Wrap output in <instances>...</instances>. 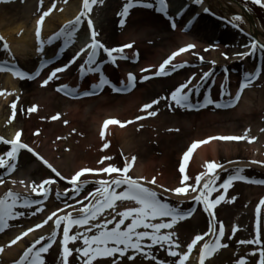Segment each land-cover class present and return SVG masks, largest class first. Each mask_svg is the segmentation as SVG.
I'll list each match as a JSON object with an SVG mask.
<instances>
[{
    "label": "bare ground",
    "instance_id": "bare-ground-1",
    "mask_svg": "<svg viewBox=\"0 0 264 264\" xmlns=\"http://www.w3.org/2000/svg\"><path fill=\"white\" fill-rule=\"evenodd\" d=\"M33 3H36V0H0V35L4 37V40L7 42L11 52L15 53L16 55H20V57L27 58V60L22 59L20 62L25 65L23 66V69L31 75H34L35 72L39 70V68L35 65V62L33 63L32 58L34 55H32V49L34 48V44L38 41L35 33L37 30L38 16L41 12L40 11L39 14L37 13L38 15L35 13L36 17H32V10L26 11L31 9L29 5H32ZM126 3L127 0H107L108 7L107 9H103L102 4L97 2L95 7H101L103 10H93V16L97 18L96 21L98 24L96 31L99 33L98 37L102 39L101 41L110 44L112 47H118L117 44L122 43L137 44L136 48L130 49V51L126 53V56L129 59L128 63H125L126 59H120V66H114L112 63L110 65L104 64V68L102 70L104 75L110 81H118V83L122 85L123 83L127 82V75L129 73L135 74L136 71L142 79L145 76H151L154 73L144 74L145 71L143 70L155 68L156 72L159 65L163 63V61L167 59L174 51H177L179 48L184 47L189 43L196 45L197 52L202 51L203 49L202 53L205 56H210L213 58V60H206V57L201 60L192 56L191 53L185 52L176 57V61L189 65L181 74L179 73L174 75V77H166L163 79H153L154 81L146 83V85L142 86L141 89L140 87H137L131 94L127 96L112 97L108 95V92L102 91V89H96V94L93 95L96 97L95 99L86 98L80 102L72 103L66 102L64 99H61L55 94H53L55 95V100H51L52 98H50V93L52 94L53 91H48L45 93L42 90V81L43 79L47 78L44 77V74L34 83L32 81L34 79H22L19 83L18 77L14 76L11 72H4L5 77L2 80L0 92L5 90L8 91V87H11V89H16L18 85L22 87L25 92L23 91L18 98L20 108L15 124H10L9 119H4V111L6 107H4L3 111L1 112L2 105L9 103L10 97L6 96L4 99H2L3 97L0 98V116H2L0 117L2 122L0 123V134L3 136H9L13 139L17 131L21 132L22 142H25L30 146L36 141L35 138H30V131L34 127L33 119H35L34 112L30 111V109L35 106L36 102L41 106H47L48 113L51 115L49 116L50 118L59 116L58 119H52V134L47 136V139L53 136L52 139H58L59 143L60 141L63 143L64 140H67L69 141L67 146L70 144L72 150L70 153H65L62 158L64 160L61 161L54 159L56 157L55 153H46V151L43 152L48 156L49 159L56 162L54 163L51 161L55 164L54 167L60 171L63 176H65V173L69 172V170L76 171L78 169L91 168L88 167L87 163L94 158V154L99 148L97 143L100 141L99 133H101V127L104 121L110 119L119 121L120 118L128 116L130 117L128 119L132 121V123H130V128L126 130H119V124H112L109 134L113 135L115 133L116 139L120 141V144L124 150L130 154L134 151L133 145L138 146L141 143L142 151L147 148L146 150H148V155L146 154L144 157L140 156L138 160L135 159L130 171V175L133 177H147L148 179H151L153 176H155L157 178L158 184L167 188H175L180 186V173L169 172V170L165 169L162 170L161 167H164L166 161L161 160L160 157L155 156V153L150 152L149 150L151 141L153 143H157L161 138L163 139V142L166 140L164 137H168V135L159 136V131L156 129H147L148 127H146L142 121H133L136 115L135 112L141 107V105L143 106L155 100L153 99L155 96H169L171 92L169 89L170 87L185 83L192 77H195V79L192 80V85H190V87L193 88L192 101L195 98L197 102H199L203 93H206V95L209 96L208 98L214 101H221L220 99L222 98L224 101H226L228 96L224 95L223 91L227 89L226 91L232 93V96L234 97L235 93L238 91V82L243 80L247 73L254 71L256 61L250 58V56L244 58L237 55L240 53L241 48L246 42L244 37H236L233 30H228L227 27H224V30H221V23L205 19L204 15L202 16V13H199L201 16L197 17L195 16V12L189 10L190 8L173 12V19L177 25L175 29L171 27V23H169V25L168 23L165 25L164 22L161 21V17L157 16L156 14L149 11L143 12L137 10H135V13H143L145 15L141 19L138 18L134 19V22H129L134 16L133 15L131 18H129V21L124 24V26H121L120 21L123 18L120 16V13L122 12L123 6ZM24 4L29 5L24 6ZM68 7L70 9L69 11H71L70 15L65 14L63 5H60L58 6L59 10L57 13L53 17L46 19L43 25L42 35L45 40L57 33V25H55L56 21H58L59 25L64 26L70 20H74L76 16L79 15V11L77 12L76 10L83 9V0H72ZM233 7H235V10H238L240 16L244 18L246 17V12L239 6L233 4ZM205 8L206 6H203L200 9L204 10ZM60 13H62V17H56ZM231 13L234 12L231 11ZM248 29L252 34V41L256 40L263 43V35L261 33L260 26L257 24L255 19L254 22H249ZM115 38L116 40L118 39L116 42L114 41ZM147 38L150 39L151 42L154 41L155 45H150V47L147 45L145 46L143 44V39ZM230 40L231 47L226 44V41ZM220 41L224 42L220 43ZM210 42L213 43V45H217V48L214 50L212 48H208L209 52L206 53L204 50L207 48V45ZM49 46L51 47V59L56 57H64V54L62 51H60L61 47H63L62 41H57L56 44ZM138 52L142 54L141 58L137 56ZM221 58L226 59V61L222 60ZM11 59L14 60L10 62L18 64V61H16L18 59ZM213 62L217 64V68H214V65H212ZM68 70L70 72L74 71V77L77 76L76 81L71 84L72 86L66 84L71 86L68 88H70L69 91H72L73 94L76 93L83 95L85 91H93L92 86L98 83L99 73L82 76L79 71V65L71 66ZM201 70H206V72L201 75ZM262 72L264 73V68L261 73ZM206 73H210V75H208L206 78L207 82L211 80L212 75L218 76V78L215 79L216 86L215 90L213 91L208 90L210 82H202L205 80ZM197 84H201L198 92L194 88V86ZM103 89H105V87H103ZM197 93H199V96H195ZM3 96L5 95L3 94ZM169 103L170 101L161 100L159 104L154 105L153 110L157 111L158 115L155 116L156 120H152V123L155 125L160 124L161 128L164 125L172 124L173 126L177 125L185 128V130L193 131V133H190L189 136H187L188 138L190 137L188 140L185 138L186 144H188V146L194 141L206 140L208 137L244 136L248 134L249 138H256L251 143H247L245 140L223 141L219 139H211L207 140V142L204 144L198 145V147L192 153L190 160L186 164V174L191 178L187 183L194 184L195 177L204 171V164L205 162L209 161H214L224 165L223 169L218 170L219 172L222 171V175L217 181V186L227 179L229 175L234 174L235 169L238 167H243L245 169L243 173L245 176L250 174L249 172L251 170L264 172V164L251 163L253 160L264 161V136L260 135L258 132V129L262 126L258 121L253 120L254 114L257 113V110L264 106V90L259 93H255L254 91H246V93H243L241 96L237 108L227 112L216 111L214 114V110L211 109L209 104L208 109L205 108L198 114H188L185 113V110H181V108H177L175 106L169 107ZM209 111L211 113H209ZM196 114L197 116H200V118H194ZM4 123H8V131L1 130ZM147 123L150 124V121ZM36 127L37 128H35V130L41 127L42 131H45V134L47 135V131L43 124H37ZM5 132H7V134ZM75 135L76 138L73 137ZM144 135H146L147 139L145 138V143H142L139 140V137L142 136L143 139L145 137ZM172 136L173 135L170 137ZM181 139L182 138L179 135L172 138L173 141H180ZM110 141V143L114 141L113 137ZM91 142L94 144L92 145ZM247 145H250L249 148ZM86 146H90V154L85 152ZM181 146L182 145L172 146L168 149L165 147L166 149L163 151V155L169 156L170 152H172V148H175L176 150L180 149ZM57 147L59 146H56V148ZM63 147V145H60V148ZM247 150H251V153L248 154ZM4 151H6V148L0 147V153ZM176 152L180 154L182 151ZM184 152L185 150L183 153ZM183 153L180 155L182 156ZM104 154L112 157L115 156L113 147L112 149L106 150ZM164 156L163 158H165ZM232 156L233 158H231ZM222 158L224 160L223 162ZM36 160V157H34L28 151H21L17 163V170L15 172L9 173L5 169H3V172L0 171V177L3 178V183L0 184V198H2L9 190L16 192L15 189L17 187L20 189L23 188L29 179H33L36 183L39 181V179H41L40 182L48 178L56 179L57 183L51 187H54L57 191L62 193L66 191L69 192L68 190L73 186L71 187L67 181H63L55 177V174L52 173L49 168L46 169L41 165V160L38 162ZM68 161L71 162L69 167L67 165ZM91 162L94 165L93 168L98 169L97 163L94 164L93 161ZM112 162L114 161L110 160L107 165L111 164ZM157 167L160 169V171L157 169ZM161 171H163V175H161ZM21 180H23L25 184H21ZM13 181L16 183H13ZM233 185H239L240 187L242 186L244 188L243 202L247 206L251 205V203L254 201V199L252 200L254 195L258 196L256 199L257 201L264 198V185L262 184L238 181V183ZM96 187H98V185H96L95 181H91V183H89L83 191L85 192L86 189L95 191ZM223 191V189H220L219 193L213 192L212 197L214 196L215 198L218 194L223 193ZM231 191V189H228L227 193L225 194L226 198L228 199L224 202L225 204H230L228 202L232 196ZM75 195L76 194L74 192H71L69 195L71 202L76 200L74 199ZM191 195L194 196L196 193H192ZM170 200L176 203L175 206L180 205L182 207H184L189 202L193 203L195 201L191 199V196L184 200H177L175 196H172ZM61 204L62 202L59 203L56 200L49 199L48 202L41 206L44 210L43 216L38 215V212L36 215H32L34 211L31 209H18V211L24 212V216L12 221V223L9 224L10 226L8 228L10 229L13 227L16 228L15 230L9 231L8 235L5 234L6 231L4 232V239L0 241V247H3L4 249L3 252H0V264H16V261L22 256L23 252L27 249V247L34 243L35 240L39 239L41 236H50L54 229L52 221H49V223L42 228L36 229L17 244L9 246L10 241L21 232L27 230V228L32 227L37 223H41L53 211H58L61 209L62 207H59ZM230 205H233V202ZM131 206L134 205L130 202V206L128 207ZM234 207L229 209H232L234 212ZM222 209V207L215 209L216 215L214 223L217 229L219 227V223L223 222L224 220V217L221 218L218 216V213ZM73 210L74 209H71L70 211ZM202 213L204 212L200 209V213L192 218V221L196 223L200 222V219L203 217ZM237 213L238 211L235 214L236 217H234V219H236L234 222L238 221ZM59 214L63 215L65 213ZM108 214H106V216ZM242 218L243 217H241V219ZM53 220H55V218ZM240 222L242 221L240 220ZM208 227L209 220L207 224H202V230L200 229L201 232L199 234H203L205 231H207ZM261 229L262 239H264V223H261ZM250 231L254 233V235H252V233L250 234ZM191 232V236L188 237L189 242L194 237L192 234L195 232L197 233V231ZM255 232L256 226L255 228L249 227L247 229V235L245 236H249V239H254ZM226 233L227 235H231V232ZM245 236L242 233L241 240H245ZM232 241L234 242H232L233 245L237 244L235 240ZM79 244L82 245V241H80ZM61 248L62 241H60V245L56 244V247L52 248L51 251L54 253V256L52 255L50 259H55L58 254L61 255ZM185 248L186 246H183L181 250L185 251ZM254 250L255 249H252L251 247H249V249L238 251L239 253H235L234 250L233 252L230 250L231 252H228V258H225L226 261H223L222 264H236L237 260L241 257H247L249 264H256V261L258 260V253L256 257H250L248 255ZM59 258L62 259V256ZM193 258H197L199 262V255H194ZM108 262L113 263V259H109ZM213 263L214 259L209 262V264ZM54 264H57L56 260L54 261Z\"/></svg>",
    "mask_w": 264,
    "mask_h": 264
},
{
    "label": "snow or ice",
    "instance_id": "snow-or-ice-1",
    "mask_svg": "<svg viewBox=\"0 0 264 264\" xmlns=\"http://www.w3.org/2000/svg\"><path fill=\"white\" fill-rule=\"evenodd\" d=\"M253 4L264 7V0H251ZM97 3V0H83V10L79 13L74 20H70L66 23L60 31L50 38L45 40L42 37V29L45 22V18L49 16L55 7L53 3L52 7H49L46 11H43L39 16L37 21L36 37L39 40V52L43 53L45 45H54L57 41H62L64 48L62 51L71 46L76 39V34L80 29V26L84 23V19H87L88 24L91 27V43L87 44L86 47L80 49L75 56L63 66H57L53 68L48 74L47 78L43 79L41 86H47L50 81L54 79H59V73L67 71L72 65L76 64L78 60L85 53H88L86 60L79 66V71L82 76L89 74L99 73L98 83L93 85V91H85L84 96L95 95L96 89H103L104 86H111L114 91H131L136 87V76L129 73L127 77V82L123 83L121 87H116L111 83V81L104 75L102 70V64L98 63L101 57V51L106 53L107 59L103 63L111 62L116 65L117 61L120 59H128L124 55L126 49H131L134 47L133 44H125L121 47L108 48L102 42H100L97 37L99 33L95 30L94 24L91 19H88L89 13H91L93 6ZM195 3L200 4L202 0H195ZM153 8L154 4L151 2H146V0H127L124 5L120 16L123 18L120 21L121 26H124L126 18L129 16L130 10L136 7ZM156 11L163 13L165 16L168 15V3L167 0H155ZM208 11V9H204ZM84 18V19H82ZM171 27L175 29L177 27L176 22L173 18H170ZM242 17L235 16L233 21L239 22ZM234 27H238V23L233 24ZM4 37L0 35V41H3ZM4 47L11 51L8 47L7 42H4ZM196 47L195 44H187L184 47L179 48L174 51L167 59L163 61L155 72L156 76H167L172 70L177 68L185 67L184 64H173L176 57L180 56L182 53L188 52ZM245 47H250V51L238 53L240 57L253 56L259 51L264 53V43L253 40L249 45ZM90 50V51H89ZM208 49H205L207 51ZM138 55V53H137ZM203 60V57H200ZM50 61L44 60L41 62L40 70H37L34 75L28 72L19 70L18 65H8L7 62L0 64V72H11L14 76L20 79H35L40 76V71L48 66ZM143 71L147 72L148 69ZM210 73L205 74V79ZM260 72H249L245 75L244 79L239 85L238 91L235 96L232 93L224 91V95L230 97L227 101V107L235 106L240 98L241 94L246 88H248L252 83L257 80ZM144 80L150 79L149 76H145ZM195 77L190 78L187 82L180 84L173 91L170 92L169 96L160 97L159 99L153 100L151 103L143 105L141 109L149 117H155L158 112L153 110L154 105H157L161 100L170 101L169 107L194 109L197 107L196 104L192 102L193 88L192 80ZM200 85L194 86L195 90L198 92ZM58 92H64L65 95H72L73 92L69 91L68 85H61L57 88ZM74 91V90H73ZM3 95V92H0ZM215 104L216 107H221L216 101L205 97V104ZM13 109L16 105H12ZM36 107L30 109V111H36ZM15 112H13V118ZM59 116L52 117L53 120L58 119ZM144 116H138L137 120H143ZM128 123H132L129 121ZM119 124L121 127L124 126L118 120H106L104 122L103 128L106 130L109 125ZM264 131V130H262ZM37 135L39 133H36ZM101 137L105 136V131H101ZM22 133L18 132L13 140H6L0 137V143L4 145H11V149L6 151L3 155H0V169H5L9 173L15 172L17 170V163L22 150H27L33 153L40 159L44 165L55 174V177L60 180L67 181L71 186L68 191L74 192L79 195L91 181L84 179L86 173H106L109 179H98L95 181L96 187L95 191L89 192L84 196L83 199L78 200L77 204L80 205L76 208L73 204H67L66 208H72L73 211H67L66 214L60 215L59 213H64L65 209H59L58 211H53L47 216L41 223H37L32 227L27 228V230L21 232L14 239L10 241V245H15L23 238L27 237L30 233L34 232L36 229H40L47 225L49 221L54 220L55 231L51 233L50 236H41L39 239L35 240L27 249L23 252L22 256L16 261V264H45L44 254L48 253L49 250L57 243V237L60 235L61 226L62 230V259L61 264H69V258L73 256V248L69 247L70 244H74L76 241H82V245L75 248V252L79 254L81 264H98L106 258L119 257L123 258L127 256L128 260L134 261L136 259L135 255H128L131 251L136 254H143L146 259L155 260L156 258L152 255L151 249L160 245L161 247L167 246V254L170 257L177 258L174 264H186L189 260L190 255L193 250L199 247V264H205V261L213 257L217 252L223 248H227L229 245L224 243L225 238V226L222 222L219 223L217 229L215 221V209L221 202L226 201V193L228 189L232 186L234 181H245L248 183L262 184L264 185V180H251L247 176L243 175L245 169L243 167H238L235 169L234 174L229 175L222 183L217 186V181L220 179L219 171L224 168L223 164L216 163L214 161L205 162V171L201 172L195 177L194 184L187 183L191 178L186 174V164L190 160L191 155L198 147V145L204 144L207 140L219 139L223 141H240L248 140L251 143L255 140V137L249 138L247 135L244 136H219V137H208L206 140L194 141L183 153L182 158L179 162V173L181 175L180 186L175 188H167L163 185L158 184L157 178L153 176L151 179L147 177H133L130 175V171L135 162V157H132L131 161H127L124 167H116L109 164L106 167H101L99 169L83 168L76 171L71 177H66L61 174L51 163H49L43 156L29 146V144L22 142ZM105 148L108 147L106 143ZM111 157H102L98 163L103 164L105 160H110ZM232 163V162H230ZM252 164H264V161H251ZM113 174H116L113 176ZM3 183V178L0 177V184ZM13 183H16L13 181ZM21 184H25L23 180L20 181ZM57 180L48 178L44 179L40 183L33 182L30 186V191L38 197H47L51 192V186L56 184ZM25 187L29 185L25 184ZM223 189V193L218 194L215 198H212L213 192H218ZM196 193V195H191ZM68 192L61 193L56 192L57 198L61 195H67ZM175 196L177 200L191 199L195 200L197 204L203 205V212L207 213L209 216V227L208 230L203 234H196L189 243H187L186 251H182L180 243L177 242L176 233L172 231L174 227L181 221H185L193 216L197 211L196 208L190 207L184 210L182 206H174L170 199ZM235 197L229 202H234ZM88 201V203H85ZM117 202H131L134 206L127 207L123 211L117 210ZM43 200H34L31 195H22L15 191H7L6 194L0 198V232H4L8 228L9 221H15L22 216L24 212L18 211V209H30L34 205L42 204ZM264 209V199L259 201L256 207V232L255 238L249 240H240L241 245H256L258 246L256 250L250 252L248 255L250 257H256L258 253V260L256 264H264V239H262V229H261V210ZM43 208H36V211L32 215H36L37 212H42ZM109 213V215H105ZM127 222V223H126ZM76 228L75 234H71L73 229ZM142 229V230H141ZM168 230V231H162ZM232 236L239 231L238 227H234L232 230ZM208 237L209 239H206ZM231 238V237H230ZM47 241V243H45ZM3 247H0V252H3ZM113 264H118V262L113 261ZM157 264H164L163 261H157ZM236 264H249L247 257H241L237 260Z\"/></svg>",
    "mask_w": 264,
    "mask_h": 264
},
{
    "label": "rangeland",
    "instance_id": "rangeland-1",
    "mask_svg": "<svg viewBox=\"0 0 264 264\" xmlns=\"http://www.w3.org/2000/svg\"><path fill=\"white\" fill-rule=\"evenodd\" d=\"M39 1L42 2V4L44 5V7L42 8L41 14H42L43 11H46L49 7H52L51 4L53 5V3H55V7L53 8V10L51 12L52 14L50 13L49 16H48L50 18V17H53L57 13V11H55V10H59L57 8L58 1L60 2L62 0H50V3H49L48 0H39ZM69 1H72V0H69ZM179 1L180 0H170V3H172V4L177 3V4H180V6H181L184 3V0H181V2L178 3ZM204 1H206L208 3V5H210V8H211V10L213 12V15H210L209 16L210 18L209 17L207 18L208 20H214L216 17L219 16V14L222 15V16L228 17L229 19H232L233 15H235V14H237V16H239L238 11L235 10V8L232 6V4L227 3L224 0H204ZM239 1L242 2L243 4H245L246 7L249 8L251 13L254 15L255 19L257 20L258 25L260 26V30H261V33H262L263 39H264V11L262 13V11H261L262 7L259 6V5L253 4L251 1H248V0H239ZM97 2L102 4V8L103 9H107V7H108L107 6V0L106 1L105 0H97ZM94 7H95V5H94ZM102 8L101 7L100 8L95 7L96 10H101ZM69 10H70L69 7H64V13L65 14H70L71 11H69ZM140 10H144V9L141 8ZM231 11H234L235 13H231ZM133 15H132L133 17L131 18L130 22H134V19H138V18L141 19L145 14H143V13H134ZM31 16H33V14ZM56 17L61 18L62 17V13L58 14ZM221 18L223 19V17H221ZM166 19H169V18H166ZM236 23H238L240 25V27L242 28V30L245 33L250 35V32H249L248 27H247V23H248L247 19L242 18L241 21L236 22ZM55 25H57V30L61 28V25L58 24V21L55 22ZM223 25H224V23H222L221 28H223ZM77 33L79 34V36L81 38H85L86 37L87 31H86V28H85V23H83L80 26V29H79V31ZM244 38L246 39V43L243 46V52H246L249 49V47H245V46L246 45L250 46L251 38L248 37L247 35L244 36ZM117 40L115 38L114 41L116 42ZM226 40H227V37H226ZM223 42L224 41H222V43ZM87 44L88 43L86 42V43H80L78 45H79L80 48H84V47H86ZM125 44H128V43H124V44L122 43V44H117V45H118V47H121V46H123ZM143 44L145 46L147 45V46L150 47V45L154 46L155 42L154 41L151 42V40L147 38V39H143ZM226 44L231 47V40L230 41H226ZM136 47H137V44L134 45V48H136ZM32 50H33L32 55H34L32 59L37 58V59L40 60L43 57V55H42L43 53L39 52V47H37L36 45H34V48ZM75 50H76L75 49V45L72 44L71 46H69L65 50L66 56L71 54L74 57L75 54H76ZM46 51H47V48L44 49V52H46ZM48 52H49V50H48ZM9 53H10L9 51H6V52L2 53L1 56L3 58H5V59L7 58V56L9 57V55H10V57L11 56H15L19 60H22V59L27 60L26 57H20V55H16L15 53H13V54L12 53L9 54ZM85 54H87V53H85ZM44 55H46V54H44ZM140 55H141V53H140ZM69 57H71V56H69ZM198 57L199 58L203 57V55L201 54ZM81 58H85V57L82 56ZM221 59L222 60H226L224 58H221ZM70 60H71V58L70 59L68 58L65 61L69 62ZM62 61H64V60H61L59 66L63 65ZM55 67H57V66H54V68ZM181 71H183V69H180V72ZM73 74H74V71L73 72L69 71L66 74L62 73L59 77L63 81H65V82L68 81L70 84H72L73 81L75 80V78L72 77ZM2 79H3V76H0V81H2ZM55 80L56 79L52 80V82H54ZM175 87H176V85L175 86L173 85V87H170L169 88L170 91H173L175 89ZM141 88L142 87H140V89ZM0 89H1V87H0ZM22 89L23 88H21L20 86H17L16 89H9L6 92V95H10L11 102H12L15 97H19L22 94ZM52 89L53 88L51 86H42V90L45 93L48 92V91H51ZM263 90H264V81L262 83H260L258 87L254 88V89H251L250 91H254L255 93H259V92H261ZM197 95H198V93H197ZM50 96H51L50 98H52L51 100H55L52 97L51 93H50ZM160 97H162V96H155L153 99L156 100V99H159ZM9 103L4 104L1 107V112L3 111V108L6 107V109L4 111L5 112L4 113V115H5L4 119H10V116L12 114L11 112H12L13 108L9 105ZM34 107H36L37 110L33 111L35 119H33L34 127L30 131V137L36 138L37 144H38L37 146H38V148L41 151H46V153H50V152L55 153L56 154V157L54 158L55 160H58V161L64 160L62 158L65 155V153H70V151L72 150L70 144H68V146H67V143L69 141L64 140L63 143H61L62 141H60V143H59L58 139H52L53 136H51V137H49V139H47L48 138L47 136L52 134L51 126L53 125V122L50 120V117H49L51 115H50V113H48L47 106H43V105L41 106V105L37 104V102H36ZM212 107L214 108V109L211 108L212 110H214L213 111V114H214V112H216L217 107H216L215 104H213ZM142 108H143V106L141 105V107L135 112L136 115L134 117V120L133 119L132 120L133 121H142V123L145 124L146 127H148L147 129H154V130L156 129L157 131H159V136L160 135H162V136L163 135H168V137H164V139H166V140L163 141L164 143L162 142L163 139H161V138H160V140H158L157 143H153L150 140L151 141V145L149 146L150 152H154L155 156L160 157L161 160H165L166 161V164L164 165V167H161L162 170L165 169V170H169V172H179V162H180V160L182 158V156L180 154H182L184 150L185 151L187 150L188 144H186V139L188 140L190 138V137L188 138L187 136H189L190 133H193V131L185 130V128H183V127H180V126H177V125L173 126L172 124L164 125L161 128L160 124L155 125V124L152 123V120H156V117L147 116V114L145 112L141 111ZM219 112H227V111H219ZM188 113H190V112H188ZM209 113H211V112L209 111ZM138 116H144L145 118L143 120H137ZM0 117H2V116H0ZM128 118H130V117L125 116V117H122V118L119 119V121L122 124H124L123 127H121V126L119 127V130H126V129L130 128V123H128L130 121V119H128ZM194 118H200V116L196 115V116H194ZM253 118H254L253 120L258 121L259 124L262 126V127H260L258 129V132H259L260 135L264 136V131H262V130H264V106L262 108H259V110H257V113L254 114ZM149 121H150V124L147 123ZM0 123H2L1 120H0ZM37 124H43L45 126V129L47 131V135L45 134V131H42L41 127L40 128L38 127L39 129L35 130V128H37L36 127ZM161 129H162V131H161ZM1 130L2 131H8V123H4L3 124V128ZM5 133L7 134V132H5ZM5 133H2V134H5ZM36 133H39V134L37 135ZM137 135H138V133H137ZM169 135L170 136L173 135V136L170 137ZM177 135H179L182 139L180 141L179 140H174L173 141L172 138L177 136ZM246 135L248 136V134H246ZM105 136L106 137H100V141L97 143V145H99V148H98L97 152L94 154L95 155L94 158L92 160H90V162L87 163L88 167H91L90 169H94L93 168L94 165L92 164L91 161H93L94 164L97 163V166H98L97 168L98 169L101 168V167L108 166L107 164H108V162L110 160H113L115 162V163L112 162L111 165H114L116 167L122 168V167H124V160L127 159V160L130 161V156L131 157H135L136 160H138V158L140 156L144 157V156H146V154L148 155V150H146L147 148L144 151H142V144L141 143L138 146H136V145L134 146L133 145V150L134 151H133V153L130 154L126 150H124V148L120 144V141L118 139H116L115 133L113 135L107 134ZM144 136L145 137L143 139H142V136L139 137V140L142 143L144 141H146V139H147L146 135H144ZM73 137L76 138V135L73 136ZM112 137H113L114 141H112V143H110L111 142L110 140H111ZM6 138L9 139V137H7V136H6ZM150 139H151V136H150ZM245 142L248 143V140H245ZM106 143L108 144L107 148L104 147V145ZM91 144L93 145L94 143L91 142ZM60 145H63L64 147L60 148ZM177 145H182L181 148H180L181 150L180 149H176L175 150V148H172L171 149L172 152H170L169 156L168 155H165V156L163 155V151L166 149L165 147H167V149H168V148H170L172 146H177ZM56 146H59V147L56 148ZM249 146L250 145H247L248 148H249ZM112 147L114 149L115 156L112 157V156H108V155L104 154L106 152V150L112 149ZM89 149H90V146H86L85 152L90 154V150ZM176 151H179V152L182 151V152L180 154H178V152H176ZM247 152H248V154H250L251 150H247ZM163 156L165 158H163ZM102 157H111V159L110 160H105L103 164H100V163H98V161H100ZM231 158H233V156ZM69 161L67 162L68 167L71 165V162H69ZM223 161L224 160L222 158V162ZM157 169H159V168L157 167ZM78 170H76V171H78ZM203 170L205 171V169H203ZM76 171L69 170V172H67L65 176L66 177H71ZM159 171H160V169H159ZM162 173H163V171H161V175H163ZM249 173H250V174H248L249 175L248 176L249 179L256 178V177L258 179H260V178L264 177L263 173H261L259 171H256V170H252ZM115 175L116 174H113V176H115ZM84 179H87V180L91 181V180H98V179H109V177H108V175L106 173H101V174L86 173L85 177H82V180H84ZM230 189L232 190L231 191V194H232L231 200H232V197H235L236 199L233 202V205H230L232 202H230V204H222V203L219 204V207H222L223 209L218 213L219 217H221V218L224 217V220H223L222 223L224 224V226H228L226 228L228 229V231L231 232V235H228V239L226 240V243L229 246L227 248H223L221 252H217L213 257H211L212 259H214V263L213 264H222L223 261H226L225 258L226 259L228 258V252H231L230 250H232V252L234 250L235 253L236 252L239 253L238 251H242L243 249H249V247H251L252 249H255V248L257 249V247H258L256 245H241L239 243V241L242 238V233L244 234V236L247 235L246 234L247 233V229L256 220V216L252 215V211H254L252 206H253V203L256 200H254L251 205L247 206L243 202V191H244V188L242 186L240 187L239 185H236V186L232 185L230 187ZM88 193L82 195L79 200L83 199L84 196L87 195ZM255 197L256 196L254 195V198L252 197V200L255 199ZM85 203H88V201H85ZM171 203L173 204V202H171ZM67 204H71V202H69V200L66 199L64 206H66ZM128 206H130V202H117V210L123 211ZM184 207H183L184 209H188L190 207H194V208L198 209V208H200V204L188 203ZM232 207H234V212L232 211V209L231 210L229 209V208H232ZM68 210L69 209L67 208V211ZM223 210H224V212H223ZM237 211H238V213H237L238 214V221L234 222V220L236 219V218L234 219V217H236L235 214H236ZM229 212H231V213H229ZM241 217H243V218L241 219ZM240 220L242 222H240ZM202 224L203 225L207 224V217L205 215H203V217L200 219V222H197V223L193 222L192 219L191 220H187V221H181L172 230V231H174L176 233V237H174V239H177V242L180 243V245L182 247L186 246L187 243H188V240H189L188 237L191 236L190 235L192 233L191 231H197V233L195 232V233L192 234L193 236H195L196 234H199L201 232L200 229L202 228ZM234 227H238L239 231H237L235 233V236H232V231L231 230ZM162 231H168V230H162ZM251 233L252 232L250 231V234ZM252 235H253V233H252ZM244 239L245 240H249V236L248 237L245 236ZM232 240H235L237 244L233 245L232 244V242H233ZM76 247H79V241H76L74 244H72V248H74V250H73L74 264H81L80 257L75 252V248ZM151 252H152V255L156 258L155 260L146 259L143 254H136V253H133L131 251L128 253V255H135L136 259L134 261L128 260L127 256L121 258V257H119V254H117L116 257H111V258H106V259H113V261H116L119 264H157V261H163L164 264H174V261L177 259L175 257L168 256V254H167V246L161 247L160 245H156V246H154L151 249ZM53 254L54 253H52V251H50V250H49L48 253L44 254V257L47 256L46 260H45V264H54V261L57 260L58 258L56 257V259H50L51 255H53ZM49 260H50V262H49ZM58 262H59V259H58ZM59 264H60V262H59ZM101 264H113V263L108 262V261H105V262L103 261V263H101Z\"/></svg>",
    "mask_w": 264,
    "mask_h": 264
}]
</instances>
